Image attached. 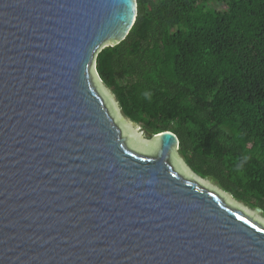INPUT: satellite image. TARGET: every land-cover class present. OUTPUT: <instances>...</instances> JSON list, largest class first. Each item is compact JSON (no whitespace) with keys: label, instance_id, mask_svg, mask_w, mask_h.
<instances>
[{"label":"water","instance_id":"water-1","mask_svg":"<svg viewBox=\"0 0 264 264\" xmlns=\"http://www.w3.org/2000/svg\"><path fill=\"white\" fill-rule=\"evenodd\" d=\"M138 0H0V264H264V213L144 132L97 69Z\"/></svg>","mask_w":264,"mask_h":264},{"label":"trees","instance_id":"trees-1","mask_svg":"<svg viewBox=\"0 0 264 264\" xmlns=\"http://www.w3.org/2000/svg\"><path fill=\"white\" fill-rule=\"evenodd\" d=\"M96 63L126 117L175 132L196 174L264 213V0H138Z\"/></svg>","mask_w":264,"mask_h":264},{"label":"rangeland","instance_id":"rangeland-1","mask_svg":"<svg viewBox=\"0 0 264 264\" xmlns=\"http://www.w3.org/2000/svg\"><path fill=\"white\" fill-rule=\"evenodd\" d=\"M105 84V83H104ZM106 85V84H105ZM178 152H179V154H180V156L182 157V159L184 160V162L186 163V161H185V158L182 156V154L180 153V151L178 150ZM187 164V163H186ZM209 179H211V178H209Z\"/></svg>","mask_w":264,"mask_h":264}]
</instances>
